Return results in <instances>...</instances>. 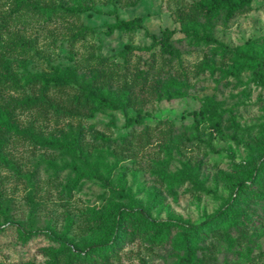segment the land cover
<instances>
[{
	"label": "rangeland",
	"instance_id": "374dc122",
	"mask_svg": "<svg viewBox=\"0 0 264 264\" xmlns=\"http://www.w3.org/2000/svg\"><path fill=\"white\" fill-rule=\"evenodd\" d=\"M16 1L0 0V121L80 148L36 146L0 127V150L12 164L0 162V264H171L184 253L176 231L164 244L131 238L134 219L117 211L195 224L230 201L243 222L225 214L208 224L200 264H264V71H253L264 61V0L227 21H206L192 0H29L95 8L60 10L49 22ZM136 17L141 28L107 32L116 19ZM165 28L173 56L158 54L147 77L135 79L142 59L120 50L149 45ZM200 35L220 44L195 43ZM29 73L74 82L41 93L25 85ZM75 82L142 121L129 125L121 109L76 104ZM27 97L35 100L23 107ZM192 110L213 148L195 137ZM241 181L249 188L233 199ZM114 223L123 233L104 247L103 261L92 247ZM230 243L235 257L226 254Z\"/></svg>",
	"mask_w": 264,
	"mask_h": 264
},
{
	"label": "trees",
	"instance_id": "16d2710c",
	"mask_svg": "<svg viewBox=\"0 0 264 264\" xmlns=\"http://www.w3.org/2000/svg\"><path fill=\"white\" fill-rule=\"evenodd\" d=\"M251 0H192L189 2L188 6H190L199 16L204 18L206 21L211 20L212 18L221 19L223 21H227L232 19L236 13L241 11L247 4H249ZM17 7H27L35 10L36 14L34 17L35 21L38 22H49L51 21L60 10H63L67 14H74L79 11L84 10H94L93 6H84L80 5L77 7H62L59 4L53 5H45V4H37L31 2L29 0H17L15 2ZM142 27V19L141 17H136L134 19L123 20L116 19L114 22L108 24L107 32L110 33L113 30L127 31L132 32L138 28ZM151 38V43L146 46H134L131 44H125L120 50L119 54L121 56H134L142 59L140 65L136 67V76L137 80H144L151 67L154 65L155 57L158 54H163L169 57L173 56L172 50V31L168 28L163 29L159 36L154 34L149 35ZM193 41L195 43L203 44H220L217 40H215L210 35H200L196 36ZM21 45H24L21 42ZM222 53L229 51L228 47L222 46ZM253 71L257 76H261V73L264 71V61H261ZM74 80L71 78H62V79H50L38 73H29L25 78V85L34 87L38 86L39 91L41 93H45L49 88H65L71 85ZM77 88L80 91V94L73 96V102L76 104L80 103L81 105H92L95 108H110L113 110L121 109L123 114L125 115V119L127 124L133 125L136 123H140L142 121L140 116L130 117L128 116L126 106L124 104L118 103L113 97L109 95H104L100 91L82 82H75ZM35 100L34 97H27L21 101V105L26 107L30 105ZM193 117V130L195 133V137L201 141H204L210 148H213L211 143L207 140H203L201 138V130L199 129V111L192 110L189 112ZM162 120H158L157 123H160ZM0 127L13 132L18 135H27L30 141L40 147H62L66 151H75L79 149V144L72 141H63L60 143H56L53 140H43L35 136L30 129L23 128L18 129L9 121H0ZM0 162L2 165L7 168H12V164L9 159L1 152L0 150ZM263 164V163H262ZM261 164V166H262ZM105 181L106 185L110 189H114V187L107 181ZM249 188L247 181H241L236 184L235 197L233 199H239L241 195ZM209 191L208 189H205ZM30 201L31 198H30ZM232 201L227 204V206L223 209H220L216 212V214L207 216L201 222L192 224V223H173L168 220H149L146 221L142 214L139 213L138 216H134L133 211H127L119 209L118 216L123 217L126 220H133L135 223L132 230L128 235L131 238L136 236H143L146 241L151 243H168L172 238V232H177V240L184 246V253L179 255L177 259L171 264H200L201 259L198 256V253L203 251L202 244L204 243L206 237L208 236L206 232V227L210 224L216 217L231 214L233 219L238 222H243V218L241 215H238L236 211L232 209ZM122 232V228L119 224L114 223L113 229H111V234L107 235L103 242L97 243L93 245L94 254L97 258L101 260L106 259V255L104 253V247L107 245H111L115 243L117 235L115 233ZM125 234V233H124ZM226 254H231L234 257L237 256L236 250H234L232 244H229V247L226 250Z\"/></svg>",
	"mask_w": 264,
	"mask_h": 264
}]
</instances>
